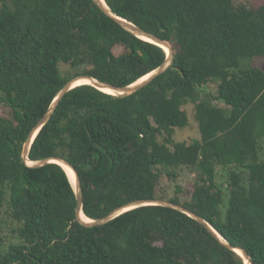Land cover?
<instances>
[{
  "label": "trees",
  "instance_id": "1",
  "mask_svg": "<svg viewBox=\"0 0 264 264\" xmlns=\"http://www.w3.org/2000/svg\"><path fill=\"white\" fill-rule=\"evenodd\" d=\"M112 14L168 42L170 65L135 92L90 85L64 94L28 160L62 159L76 171L82 212L99 220L137 201L161 200L200 218L252 264H264V0H104ZM166 60L94 0H0V264H244L195 217L144 205L104 224L76 218V194L59 165L29 166V134L77 77L117 88ZM63 66L65 70H62ZM217 82L215 95L202 92ZM193 106L200 138L178 142ZM195 174L180 199L162 177ZM226 177L219 181L218 172Z\"/></svg>",
  "mask_w": 264,
  "mask_h": 264
},
{
  "label": "water",
  "instance_id": "2",
  "mask_svg": "<svg viewBox=\"0 0 264 264\" xmlns=\"http://www.w3.org/2000/svg\"><path fill=\"white\" fill-rule=\"evenodd\" d=\"M94 2L109 16H111L114 20H116L124 29H126L127 31L135 34L139 39H142L144 41L150 42L152 44H155L159 47H161L163 50L166 47V49L168 51L166 52V60L164 62L163 65H161L159 68H157L156 70H154L153 72H151L148 77V79H146L143 82L140 83H133L129 86L126 87H122V88H117L108 84H104V83H100L96 80H94L91 77H77L72 79L71 81H69L64 87L63 89L57 94V96L55 97V99L53 100V102L51 103L47 113L43 116V118L40 120V122L37 124V126L32 130V132L29 134L27 141L25 142L24 146H23V152H22V157L24 159V162L29 165V166H33V167H41L44 166L46 164L49 163H55L57 165H59L61 168H63V165L66 166L67 168H69L75 175V179H76V187L74 189V192L76 194V201H77V205H76V209H75V213H76V218L78 219V221L80 223H82L85 226H98L101 224L106 223L107 221L113 219L114 217L118 216L119 214L131 210L133 208L139 207V206H144V205H161V206H168V207H172L174 209L183 211L185 213H187L188 215L195 217L196 219H198V221H200L201 223L205 224L210 231L216 236L217 239H219V241H221L223 244H225L227 247L233 249L236 253L237 250L241 252V258L246 259L248 264H252L248 255L239 248H232L231 246L227 245L223 239L212 229L210 228V226H208L206 223H204L200 218L196 217L195 215H193L192 213H189L188 211L184 210L181 206L178 205H172L167 201H161V200H152V201H137L134 203H131L123 208L117 209L115 211H113L112 213H110L108 216L99 219V220H90V222H84L81 220L80 215L83 214L82 212V191L80 188V184H79V178L78 175L75 171V169L66 161L62 160V159H56V158H50V159H43L37 162H32L30 160H28L27 156H28V152L30 149V145L32 144L35 136L37 135L38 131L40 130V128L47 122V120L49 119V117L54 113L59 101L61 100V98L64 96V94L66 92H68L70 89L76 87V83L79 80H83V79H89L91 81L90 86L96 88L97 90L101 91L100 88L105 87V88H109L112 89L114 91L117 92V94H111V95H115V96H122V95H128L131 94L133 92H135L136 90L140 89L141 87L145 86L147 83H149L151 80H153L155 77H157L158 75H160L162 72H164L167 67L170 65L171 62V57H172V49L171 46L169 45L168 42H165L145 31H143L142 29L134 26L133 24L127 22L126 20L115 16L114 14H112L110 12V10L108 9V7L106 6L104 0H102V2H100V0H94ZM103 92V91H101ZM108 94V93H107ZM27 162H29L30 164H28ZM63 170L65 171V169L63 168ZM66 172V171H65ZM83 216H85L83 214ZM86 217V216H85Z\"/></svg>",
  "mask_w": 264,
  "mask_h": 264
},
{
  "label": "rangeland",
  "instance_id": "3",
  "mask_svg": "<svg viewBox=\"0 0 264 264\" xmlns=\"http://www.w3.org/2000/svg\"><path fill=\"white\" fill-rule=\"evenodd\" d=\"M244 65L250 67H257L264 71V59L256 58L250 59L243 62ZM62 70H65L63 66H60ZM217 82L211 81L205 87L202 88V92L209 93L215 95ZM185 110L189 117V124L185 129L176 130L175 133V140L178 142H187L190 143L191 141L198 140L200 138V134L197 128V125L193 119V106L188 105L185 107ZM0 114L5 116L6 110L1 106L0 107ZM178 176L174 182L169 181L165 176L162 177V186L161 189L163 190V194L167 197H172L175 194V187L178 186L181 188L182 193L179 194L180 199H185L187 194L186 190L189 185L194 181L195 174H193L190 170L186 168L179 169ZM225 173L220 169L218 172L219 181L225 180ZM0 226L3 229V233L5 235L6 243L7 242H15L13 239V229L17 227V224L12 222V220L7 216L5 213V209H0Z\"/></svg>",
  "mask_w": 264,
  "mask_h": 264
},
{
  "label": "bare ground",
  "instance_id": "4",
  "mask_svg": "<svg viewBox=\"0 0 264 264\" xmlns=\"http://www.w3.org/2000/svg\"><path fill=\"white\" fill-rule=\"evenodd\" d=\"M100 2H102V0H100ZM164 50H165V51H168V50L166 49V47L164 48ZM149 76H150V75L148 74V75H146V76L140 78V79L137 81V83H140V82L145 81L146 79H148ZM90 84H91V81H90L89 79L79 80V81L76 83L77 86H79V85H90ZM100 90L103 91L104 93H108V94H110V95H111V94H115V95L117 94L116 91H114V90H112V89H109V88H105V87L100 88ZM27 163L30 164L29 162H27ZM63 168L65 169V171H66V173H67V175H68V177H69V181H70L72 187L75 188V187H76V179H75V175H74V173H73L69 168H67V167L64 166V165H63ZM80 218H81V220L84 221V222H90V220H89L88 218H86L85 216H83V214L80 215ZM237 253L241 256V252H240V251L237 250ZM243 260H244V264H248V262H247L246 259H243Z\"/></svg>",
  "mask_w": 264,
  "mask_h": 264
}]
</instances>
